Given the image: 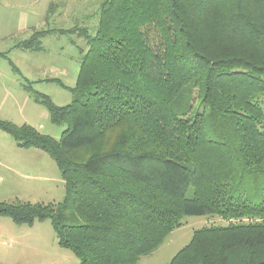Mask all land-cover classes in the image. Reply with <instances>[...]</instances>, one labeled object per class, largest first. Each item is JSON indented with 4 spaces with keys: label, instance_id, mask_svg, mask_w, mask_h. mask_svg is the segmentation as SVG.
<instances>
[{
    "label": "trees",
    "instance_id": "trees-1",
    "mask_svg": "<svg viewBox=\"0 0 264 264\" xmlns=\"http://www.w3.org/2000/svg\"><path fill=\"white\" fill-rule=\"evenodd\" d=\"M80 34L71 101L39 100L60 138L0 119L65 196L0 216L50 220L79 264H138L185 216L217 215L167 264H264V0H105Z\"/></svg>",
    "mask_w": 264,
    "mask_h": 264
},
{
    "label": "rangeland",
    "instance_id": "rangeland-1",
    "mask_svg": "<svg viewBox=\"0 0 264 264\" xmlns=\"http://www.w3.org/2000/svg\"><path fill=\"white\" fill-rule=\"evenodd\" d=\"M105 0H0V119L29 125L58 140L66 123L50 120L42 96L57 105L72 99L79 63L87 49L81 28L93 33ZM33 37L34 40H31ZM32 41L33 47L24 43ZM36 41V42H35ZM197 99L192 101L195 106ZM64 180L41 148H22L0 130V201L57 203ZM217 215L185 216L138 264H167L195 229L224 224ZM59 245L48 219L16 224L0 216V264H79Z\"/></svg>",
    "mask_w": 264,
    "mask_h": 264
}]
</instances>
